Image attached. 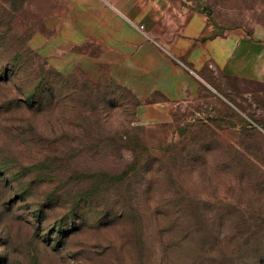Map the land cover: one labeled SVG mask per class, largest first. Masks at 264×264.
I'll use <instances>...</instances> for the list:
<instances>
[{
	"label": "rangeland",
	"instance_id": "rangeland-1",
	"mask_svg": "<svg viewBox=\"0 0 264 264\" xmlns=\"http://www.w3.org/2000/svg\"><path fill=\"white\" fill-rule=\"evenodd\" d=\"M67 1L0 0V264H189L198 250L206 264H264V82L207 76L172 122L141 124L132 90L70 68L88 49L56 39ZM197 1L219 31L264 35V0ZM153 150L175 157V176L148 197L104 178V201L77 202L92 174H120ZM165 193L187 210L181 230L159 236L148 208ZM188 225L195 240L177 245Z\"/></svg>",
	"mask_w": 264,
	"mask_h": 264
},
{
	"label": "crops",
	"instance_id": "crops-1",
	"mask_svg": "<svg viewBox=\"0 0 264 264\" xmlns=\"http://www.w3.org/2000/svg\"><path fill=\"white\" fill-rule=\"evenodd\" d=\"M60 14L56 39L88 49L70 68L132 90L141 124L172 122L173 107L212 86L207 76L264 82V35L219 31L197 0H68Z\"/></svg>",
	"mask_w": 264,
	"mask_h": 264
},
{
	"label": "trees",
	"instance_id": "trees-1",
	"mask_svg": "<svg viewBox=\"0 0 264 264\" xmlns=\"http://www.w3.org/2000/svg\"><path fill=\"white\" fill-rule=\"evenodd\" d=\"M189 126V125H187ZM190 126L186 129L183 133L185 135H188L190 133V130H188ZM192 133V132H191ZM185 141H188L185 139ZM129 144H127L128 146ZM170 146V145H169ZM187 146V143H185L184 146H182L179 152H177V157H179L182 161L189 160V157H185L182 152ZM170 154L168 155L166 152L164 153H159L156 151H150L145 155H142L140 153L135 154V164L131 166L129 169L126 171L120 173V174H107L103 173L102 175L99 173L92 174L90 177L92 178L93 182L95 183L93 185V188L89 190V192H84L85 194H79L77 202L78 203H83L85 205V208H91L92 206L95 207L101 203V201H104L103 199L106 196V192L108 190V187L106 186H101L98 187L99 184L101 183V179H106L109 180L110 184L116 185L119 184H133L138 187L142 192L146 195V197L149 196V193L154 190V187L156 185H160L161 182H164L166 184V181L171 180L173 178L174 172L173 168L170 166H167L170 163H173L175 160V157L171 156ZM7 166L0 160V169L3 168V166ZM28 176V173H26L24 170L17 172L14 174V180L17 182L24 181V179ZM88 178V176H85ZM144 181H146V189L142 188ZM115 185V186H116ZM114 188V187H113ZM27 188H21V192L26 193ZM110 190V189H109ZM108 190V192H109ZM161 205H157L155 207L148 208V211L155 217V220L158 223V233L159 236H163L164 234L168 232H173V231H179L181 230L180 227L183 224V218L186 214V207H184L183 204L174 202L170 199L169 194L165 193L164 198L160 200ZM81 212V211H80ZM120 215H118L116 212L113 214L114 217H122L126 218L129 217V213L126 211H120ZM127 215V216H126ZM161 218L165 219V221L170 220L172 221L170 224H166V226H161L160 220ZM163 221V222H165ZM162 222V221H161ZM190 226V227H189ZM59 228V227H57ZM196 226H191L188 225L185 227V233L181 232V236L179 237L178 240H176V244L179 245L181 244L184 240H188L190 243H192L195 240L196 237V231L195 229ZM183 229V228H182ZM162 241V251L161 254L163 257L168 256V248L173 244L172 240L170 241V237L166 241V239L163 237L161 239ZM212 252V251H211ZM227 257V256H225ZM206 260L208 261V257L205 256V254L201 253L199 250L198 252L195 253V255L192 256L191 261L189 264H206ZM227 260V258H223L222 261ZM264 261V259H263Z\"/></svg>",
	"mask_w": 264,
	"mask_h": 264
},
{
	"label": "built area",
	"instance_id": "built-area-1",
	"mask_svg": "<svg viewBox=\"0 0 264 264\" xmlns=\"http://www.w3.org/2000/svg\"><path fill=\"white\" fill-rule=\"evenodd\" d=\"M144 27H141V29H143Z\"/></svg>",
	"mask_w": 264,
	"mask_h": 264
}]
</instances>
